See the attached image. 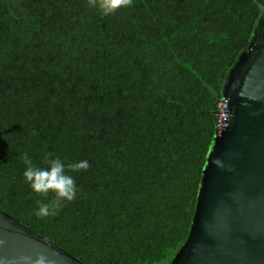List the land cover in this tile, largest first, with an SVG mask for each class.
Returning <instances> with one entry per match:
<instances>
[{"label":"trees","instance_id":"trees-1","mask_svg":"<svg viewBox=\"0 0 264 264\" xmlns=\"http://www.w3.org/2000/svg\"><path fill=\"white\" fill-rule=\"evenodd\" d=\"M264 0H0V209L84 264H154L186 241L229 70ZM27 153L68 165L58 215Z\"/></svg>","mask_w":264,"mask_h":264},{"label":"water","instance_id":"water-1","mask_svg":"<svg viewBox=\"0 0 264 264\" xmlns=\"http://www.w3.org/2000/svg\"><path fill=\"white\" fill-rule=\"evenodd\" d=\"M223 96L227 123L215 130L189 235L168 264H264V4ZM38 255L84 264L0 209V264Z\"/></svg>","mask_w":264,"mask_h":264},{"label":"clouds","instance_id":"clouds-1","mask_svg":"<svg viewBox=\"0 0 264 264\" xmlns=\"http://www.w3.org/2000/svg\"><path fill=\"white\" fill-rule=\"evenodd\" d=\"M133 0H88L90 7H98L102 15L114 14L121 8L132 6ZM52 153H46L44 162L48 165L41 168L33 164L27 153H23L21 159L26 165L23 172L26 183L32 190L44 197L49 192L54 193V198L49 203L37 201L39 207L36 211L38 217H49L58 215L64 202H72L78 194L75 178L66 172V168L71 171L88 170L90 164L87 160L65 165L59 157L52 158ZM25 264H50L44 255H38L35 260L24 257Z\"/></svg>","mask_w":264,"mask_h":264},{"label":"built area","instance_id":"built-area-1","mask_svg":"<svg viewBox=\"0 0 264 264\" xmlns=\"http://www.w3.org/2000/svg\"><path fill=\"white\" fill-rule=\"evenodd\" d=\"M216 121L215 128L220 131L225 127L228 118V99L223 95L218 99L217 109H216Z\"/></svg>","mask_w":264,"mask_h":264},{"label":"rangeland","instance_id":"rangeland-1","mask_svg":"<svg viewBox=\"0 0 264 264\" xmlns=\"http://www.w3.org/2000/svg\"><path fill=\"white\" fill-rule=\"evenodd\" d=\"M167 260L168 259H166V260H164V261H160V262H155L154 264H166L167 263ZM170 262V261H169Z\"/></svg>","mask_w":264,"mask_h":264}]
</instances>
